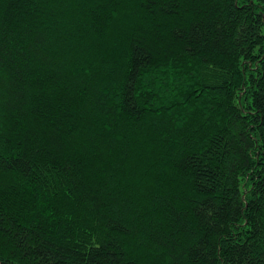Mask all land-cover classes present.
<instances>
[{
  "label": "trees",
  "instance_id": "1",
  "mask_svg": "<svg viewBox=\"0 0 264 264\" xmlns=\"http://www.w3.org/2000/svg\"><path fill=\"white\" fill-rule=\"evenodd\" d=\"M0 264H264V0H0Z\"/></svg>",
  "mask_w": 264,
  "mask_h": 264
}]
</instances>
